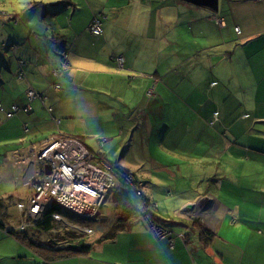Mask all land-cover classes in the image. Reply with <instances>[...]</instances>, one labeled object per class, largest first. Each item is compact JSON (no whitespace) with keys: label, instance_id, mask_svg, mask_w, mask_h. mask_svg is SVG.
<instances>
[{"label":"crops","instance_id":"crops-1","mask_svg":"<svg viewBox=\"0 0 264 264\" xmlns=\"http://www.w3.org/2000/svg\"><path fill=\"white\" fill-rule=\"evenodd\" d=\"M0 12L8 17L0 22V176L21 182L12 156L51 138H77L106 160L119 138L116 164L141 165L134 173L156 205L150 213L173 231L158 238L138 215L113 241L97 242V232L87 237L88 254L45 264H264V0H218V11L184 0H0ZM95 18L102 36L87 31ZM30 89L44 105L35 99L29 113L6 119ZM136 114L147 133L138 143L126 134ZM65 119L90 126L68 123V134H55ZM165 120L178 142L154 141ZM188 135L195 150L177 154L182 162L224 169L202 178L168 166L161 150L175 154ZM94 138L104 139L88 146ZM188 175L202 184H186ZM20 188L7 197L9 211L27 202Z\"/></svg>","mask_w":264,"mask_h":264},{"label":"built area","instance_id":"built-area-1","mask_svg":"<svg viewBox=\"0 0 264 264\" xmlns=\"http://www.w3.org/2000/svg\"><path fill=\"white\" fill-rule=\"evenodd\" d=\"M87 31L93 36H100L102 34L101 20L95 18ZM122 63V58L117 59L119 67ZM59 74V71L53 72L54 77H58ZM54 89L60 90V86L56 84ZM26 96L28 102L35 99L31 91H28ZM26 107L28 109H25ZM20 110L27 113L30 108L28 105L21 109L11 106L5 113L6 119H11ZM0 112H3L1 107ZM28 155L29 157H21L18 154L12 156L15 165L25 167L28 164L21 180L29 196L26 204H16V209L28 220L27 223L19 225L17 232L33 228L34 223L44 216L50 204L53 203L84 220L83 225L78 226L62 215L53 214L51 219L57 226L88 237L92 235V225L87 224L86 221L100 223L102 220L100 212L102 213V210L108 207L106 204L111 193L117 190L121 183L132 187L139 198L140 193L135 190L127 174L106 160L101 148L91 151L79 140L55 137L32 148ZM144 203L142 202L139 214L145 215L144 219L150 229L155 231L157 237H164L165 233L161 231L162 229L160 230L157 223L155 225L154 221L149 219L148 208Z\"/></svg>","mask_w":264,"mask_h":264},{"label":"rangeland","instance_id":"rangeland-1","mask_svg":"<svg viewBox=\"0 0 264 264\" xmlns=\"http://www.w3.org/2000/svg\"><path fill=\"white\" fill-rule=\"evenodd\" d=\"M5 14L6 13H4V12H0V22H1V19L4 20V19L8 18V17H6ZM11 19H18V17H17V15H11ZM218 22L220 24L223 23L221 19L218 20ZM102 26H103V24H102V21H101L102 34L100 36L103 35V27ZM235 32H238V29H236ZM165 55L166 56L168 55L167 51L165 52ZM64 57H66V55ZM116 62H117V60H116ZM58 71L60 73V70H58ZM52 75H53V72H52ZM58 77H54L53 76V78H55V79H57ZM54 85H56L54 79H49L47 81V87L48 88H50V89L54 88ZM29 91L32 92V95L34 96V98L37 101L40 100V102L44 105V101L45 100L41 96V94L36 93L32 89H30ZM55 91H59V90H55ZM34 100H32L31 102H28L29 100H27V104L25 106L28 105L29 108H30V110L27 113H29L31 111V105L30 104ZM25 109H28V108L26 107ZM71 109H74V107H71ZM22 112H24V111H22ZM45 112L51 114L52 109L51 108H47V109H45ZM165 114L169 115L168 112H166ZM70 116H72V115H70ZM133 118H135L134 119L135 123H133L131 125L135 124V126L134 127L130 126L128 133H126L129 136V139H131V137L135 136L134 139L137 140V139L140 138L141 133H143V136L145 137L147 135V133H146L144 127L142 126V122H143L142 116L136 114V115H134ZM150 118H151V116H150ZM121 121L122 120L119 118L118 120H116V124L119 123V122L121 124ZM217 121H218V113H214L213 117H212V120L209 122V126H214V124ZM164 122H165V125L162 126L163 128H162V131L160 132V134H156L155 136H152L154 138V141L155 142L158 141V140L160 141V139H162L163 136H165V139L167 141L173 140L174 142H178L177 141V136L178 135L176 134L177 132L174 131L175 128H173L170 125V123H168V120H165ZM57 123H59V122H57ZM64 123H65L66 126L62 125V126L55 127V134H59L61 132H65V133L68 134L69 133L68 130H67V128L69 127L68 123H72L74 125H77L78 127L90 126L88 121L83 122V120H79V119H65ZM59 124H56V125H59ZM126 127H128V125H126L124 128H126ZM23 132H24V134H27L29 132L28 128L27 127H23ZM100 139H104V138H98L97 140H100ZM95 140H96V138H94L92 140V142L88 146H94L95 143H97L96 142L97 140L96 141ZM105 140H107V138H105ZM180 141L182 142V147L179 148V149H176L174 151L175 154H173V153L170 154V153H168L166 151H163V150H161V152H160L161 154L164 153V154L161 155V157L164 158L166 160V162L170 163L168 166L173 164L172 166L173 167H177L179 172H183L182 174H184L185 172H196V174H198V175L199 174L203 175L202 178H205L207 176L206 174L208 172L216 173L217 170H221V168L224 169V163H221L220 165H218L216 167L214 165H212V164L204 165V166L195 165V167H193V165H189L188 161L187 162H182V160L179 157H177V154H180V155L184 154V153L186 155L193 154L192 152L195 149L189 147L191 145L189 143V141H194L192 135H188L185 138L181 137ZM111 142L112 143L108 144L109 146L106 147V152H107L106 154L108 156L107 160L110 163L114 164L115 167L120 169L121 166L119 164H116V163L120 160V156L122 154V152H121L122 150L120 149L121 150L120 151L118 149L119 146H115L113 148V145H116V143H119L120 140H119V138H117V140L113 139V140H111ZM135 143H138V140ZM29 150H32V149L30 148ZM156 153H157V150H155V151L152 150V154H153L154 157L156 156ZM27 156L29 157L28 154H27ZM23 157H26V156H23ZM136 158H137V160L141 161V157L139 155H137ZM183 160L185 161V159H183ZM27 165L25 167L17 166V167H20V169L22 170L21 177H22L23 171L27 167ZM127 166H128V168L130 170H128L126 168L124 169L122 167L120 169V171L125 172L127 170V172H125V173L127 174V177L130 179L129 181L133 182V185L135 186V190H137V192L140 193L139 198H138L135 195L134 189L132 187L127 186V187H129L132 190V192L135 195L134 201L136 203L137 208L140 210L142 202H145L144 205H146L147 208H148L147 213L151 214L152 212H155V210L157 209L155 207L156 205H154L153 203L148 202L144 198L143 193L141 191L140 178L136 175L137 173H139V170L141 169V165L129 164ZM205 168H210L211 171L209 169H205ZM134 172H136V174ZM189 176H192V175H188V176H185V177H189ZM186 179H187V182H185L186 184H190V185L194 184V186H196L197 188L202 184L201 179L195 180L196 177L194 179L191 178V177L186 178ZM179 182L183 183L184 181L182 180V181H179ZM21 183H22V181L19 182L18 179H17V181H15V180L14 181H7L5 178L0 176V196L7 198L8 196L12 195V192L15 189H18V190L21 191V188H20L21 185H22V188H23V184H21ZM203 188L204 187L202 186L201 189L203 190ZM159 198H161V197H159ZM107 202L108 203L106 205H108V207L104 208L102 210V213L100 212V214L102 216V218H101L102 220L100 221L101 224L100 223L98 224L97 223L98 221H96V222L95 221L94 222L91 221L92 222V226H91V228H92V232L91 233L92 234H95L97 232H103V233L105 232L106 233L114 225V222H115V211H114L113 204L111 203V198ZM151 209L154 210V211H151ZM8 213H9L10 217H9L8 221L6 222V225H5L6 229H11L12 230V229L18 227V225L21 223V220H23V219L26 220L27 219L26 217H24L22 215V213L19 214L21 216H18V213L16 212V209H13V208L10 211H8ZM64 213H65V216H66L65 218H67L69 221H71L72 224H75V225H78V226H82L83 225V221H84L83 219H80L79 217L74 216V215H72L71 213H69V212H67L65 210H64ZM102 221H105V223H102ZM157 222H159V221H157ZM157 222L154 220L155 225H156ZM159 227H160V230L162 229L161 231L163 233H165V235H164V237H158V238H167V237L169 238L173 234V231L170 230L169 228L165 229V228H162L161 226H159ZM70 232H72V231H70ZM152 232L157 237V234L155 233V231H152ZM97 235H99V233H97ZM22 252H23V254H22ZM30 252L31 251L29 249H27L26 247H23L20 244H18V242L13 237L9 236L4 230L0 229V264H12L11 260L13 262L15 261V262H17L19 264H34L33 262L38 263V264H45V262L41 258L33 257Z\"/></svg>","mask_w":264,"mask_h":264},{"label":"trees","instance_id":"trees-1","mask_svg":"<svg viewBox=\"0 0 264 264\" xmlns=\"http://www.w3.org/2000/svg\"><path fill=\"white\" fill-rule=\"evenodd\" d=\"M73 139L79 140L77 138ZM110 198L115 211V222L112 228L108 232H104L97 242L113 241L118 234L127 229L130 220L140 215V210L134 201L135 195L124 183H121L119 188L111 193ZM12 203L13 198L11 197L0 199V229L13 237L20 245L37 254L38 258H41L45 263L65 260L78 255H86L91 251L92 244L86 242L87 236L67 231L65 227L57 226L52 221L51 217L53 214L66 217L64 210L53 203L50 204L44 216L34 223L33 228L24 232L6 229L5 225L9 218L8 211ZM148 217L152 221L155 220L151 214H148ZM155 221L157 222V220ZM86 223L92 225L91 221H86ZM102 223H105V221H102ZM157 225L165 229L169 228L160 222H157ZM69 246H76L77 248L73 250Z\"/></svg>","mask_w":264,"mask_h":264},{"label":"water","instance_id":"water-1","mask_svg":"<svg viewBox=\"0 0 264 264\" xmlns=\"http://www.w3.org/2000/svg\"><path fill=\"white\" fill-rule=\"evenodd\" d=\"M184 1L191 2L198 6H208L213 11H218V0H184ZM69 248L75 250L77 247L69 246Z\"/></svg>","mask_w":264,"mask_h":264},{"label":"clouds","instance_id":"clouds-1","mask_svg":"<svg viewBox=\"0 0 264 264\" xmlns=\"http://www.w3.org/2000/svg\"><path fill=\"white\" fill-rule=\"evenodd\" d=\"M17 232V231H16Z\"/></svg>","mask_w":264,"mask_h":264}]
</instances>
